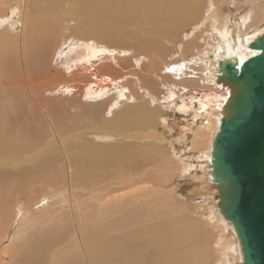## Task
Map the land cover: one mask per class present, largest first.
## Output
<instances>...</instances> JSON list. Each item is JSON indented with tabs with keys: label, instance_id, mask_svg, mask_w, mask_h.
<instances>
[{
	"label": "bare ground",
	"instance_id": "obj_1",
	"mask_svg": "<svg viewBox=\"0 0 264 264\" xmlns=\"http://www.w3.org/2000/svg\"><path fill=\"white\" fill-rule=\"evenodd\" d=\"M261 1L240 0L237 5L247 8L231 25L224 7L235 0H0V264H42V258H48L46 264H225L229 257L242 264L236 234L216 207L209 163L231 94L216 83L217 65L233 58L242 63L258 53L248 45L264 32ZM87 10L100 29L64 36L67 13L82 17ZM125 23L137 27L129 37L142 48L132 57L136 70L127 65L126 53L115 49ZM91 33L103 39H92ZM148 51L153 55L146 64ZM169 56L173 59L166 60ZM160 86L166 89L161 96ZM113 88L117 95L107 96ZM164 98L197 119L182 141L168 136ZM105 103L110 110L102 113ZM92 125L97 127L90 130ZM73 131L76 140L66 146ZM93 136L122 141L97 143ZM165 142L196 158V165L182 170L195 186L210 190L205 196L214 210L209 223L204 221L215 235L194 231L164 242L162 234L133 230L111 243L110 230L122 227L136 201L175 190L163 178L172 174ZM60 168L66 176L55 200L30 203V211L17 202L21 209L10 220V197L30 195L41 174ZM125 173L131 179H124ZM126 186L136 198L124 204L120 192ZM14 219V234L5 245ZM32 236L36 242H30ZM176 243L186 245L185 253L174 249ZM35 245L44 248L40 252ZM194 247L200 251L194 253Z\"/></svg>",
	"mask_w": 264,
	"mask_h": 264
},
{
	"label": "rangeland",
	"instance_id": "obj_2",
	"mask_svg": "<svg viewBox=\"0 0 264 264\" xmlns=\"http://www.w3.org/2000/svg\"><path fill=\"white\" fill-rule=\"evenodd\" d=\"M235 1H236V5L230 4V5L224 7L225 13L230 14L231 25L233 24V21L235 20L234 17L237 16L238 13H240L241 11H243L244 9L247 8L246 6L237 5V4H239L240 0H235ZM261 5H262L261 6L262 13L264 15V0L261 1ZM67 9H66V12H67ZM72 14L73 13H70V12L67 13L69 18L67 17V21L64 25V31H65L63 33L64 36L75 37V35H72V33L81 34L82 32H84L83 30H86L89 27L95 28V30H97V31H98V29H100V26L95 24L94 21L92 20L90 10L85 11L84 14L82 15V17H75ZM94 25H96V26H94ZM120 27H122L120 29L122 30L123 35H121L122 36L121 41L118 42L119 44L117 46H115V49L119 50V51H123L122 55L125 52L126 54H124V57H126V59H127V65L132 67L134 70H136L137 68L135 66H133L134 61H132V57L134 55H136L135 54L136 52H138L139 50L141 51L142 48H140V45L138 44L137 41H134L131 37H129V33L130 32L132 33L135 30H137V27H134L133 25H130L128 23L122 24ZM74 29H76V30H74ZM208 30L210 32V29H208ZM203 36L205 37L206 35L205 34L202 35V38H203ZM89 37H91L92 39H98V38L103 39V37L94 35L92 33L90 34ZM209 38H210V36H208L207 40L205 39V41H207V44L211 43V41H210L211 39H209ZM111 42H116V40H111ZM166 45L172 46L169 43H166ZM123 46H124V49L122 48ZM202 48H205V47H202ZM146 54H148V56L146 55V57H145V53L141 54V56L143 55L145 57L144 58L145 61L143 60V62H145V63H146V61L148 62V60L151 59L153 53L148 51V52H146ZM172 59H173L172 56H169L166 60H172ZM145 63L143 64V71L146 70L145 66L147 63L146 64ZM124 71H127V70H124ZM130 71H131V68H130ZM146 73L147 72L144 71L142 73V75L144 76V74L146 75ZM161 73H163V72H161ZM159 89H160V92H159L160 95L159 96H161V95H163V93H165L166 89H164V87H162V86H160ZM115 90H116V88L110 89L107 96L117 95V92ZM160 103L163 104V107L165 108L164 110L166 111V114L170 115V117L167 118V124H168L167 132L169 133L168 136L172 137L174 140L182 141L187 130H189L190 128H193L192 123L195 120H196L195 122H197V119L194 120L193 114L191 111H189L187 115H183L180 112H178L177 111L178 104L177 103L173 104L174 102L172 103L169 99L164 98L160 101ZM107 106H108V103H105L104 105H102L100 107V108H102V110H101L102 113L105 112V110L107 112L110 110L109 108H107ZM90 108H91L90 106L86 107V109H90ZM108 115L109 114L106 113L105 115H103V117H107ZM77 118L80 119L81 117H77ZM96 127H97V125H92L88 128L90 130H92ZM81 128H82V130H85L83 127H80L79 129H81ZM156 128L157 129H155V131L160 132L159 131L160 126H158L156 124ZM74 132L75 131H73V133H72L73 137L71 138L70 141L67 140V142H64V140H63L64 144L66 143L65 144L66 146H67L68 142H70V143L72 141L75 142L77 136H74L75 135ZM52 136H53V134H52ZM52 136H50V137H52ZM98 137H99V139H98ZM98 137L93 136V137H91L90 140L97 142V143H101V142L102 143H109L111 145L115 144V143H120V141H122L121 139H119V137L118 138L114 137L117 140H114L112 137H108V136L107 137L103 136V138L101 136H98ZM60 138L62 139V136ZM84 138H86V137H82V140ZM110 139H112V140H110ZM164 139H167V138H165V136H164ZM124 141L127 142V140H124ZM64 144H63V146H65ZM53 145L58 151L61 150L59 145L57 146L55 143H53ZM163 145H165V146H163ZM162 146H163V148L165 147L164 149L166 151V156L168 157V160L170 162L169 173L170 172L172 173V174H167V175L164 174L163 178H165V180L168 182L169 188L171 185H174L175 190L171 191V192H163L160 195V197H158V198L151 199V198L147 197L143 200L136 201L133 206L129 207L130 208V210H128L129 212L124 216V219L122 221V227L120 228L121 224L119 223L118 227L116 226L110 230L109 238H110L111 243H114L118 239H123L121 237H125L126 234L130 233L133 230H135L137 233L139 232V230H141L142 232L147 233V234H145V236H148V237L154 236V235L159 236V234H162L163 236L160 238L164 239V242H165V240L166 241H173L174 239L180 237L183 233L190 235L194 231L201 233L203 231L205 232V231L211 230V234L215 235V232L212 230L211 226L207 229L205 228L207 226V224L204 221V220H206V222L209 223L208 213L210 212V209L213 208L212 203H214V201H212V199L205 196L208 193H210V190L207 189L208 190L207 191L205 186L199 188V185H200L199 182H197V185L195 186L192 183L190 176H188V174L182 170L183 167H187L188 163L196 165V158L193 157V155L191 153L186 152L184 147L180 146L177 143H174V146H170L168 142H165L164 144H162ZM61 147H62V145H61ZM167 147H169V148H167ZM66 148L69 149V147H66ZM71 152L72 153L76 152L75 147H73ZM60 156H61V153H60ZM56 166H57V164H56ZM61 170L62 169L60 168L58 170H53V171H49V172L45 171L43 174H41L39 180L33 182L34 183L33 189H34V191H37L36 197H33L34 191H31L30 195L29 194H19V195L11 196L10 197V210H9L10 220L13 219V216L16 213V208L21 209V206H18L17 202L21 203L23 208H24V206L29 207L30 203L32 204V203L38 202L42 199L43 200L44 199L55 200L57 193L60 192V190H56V189H59V187H60L59 183L61 180L60 178H63V175H64V173ZM161 175H162V173H161ZM64 176H66V175H64ZM131 177L129 175H126V173L124 174V179H127V178L131 179ZM163 178L161 177L160 181L163 182ZM54 180H58L57 183H54L53 182ZM139 188H141V187H139ZM120 193L123 195L124 204L126 203L127 200L136 198V196L132 194V189L129 186L124 187V189ZM182 205H184V206H182ZM213 210H214V208H213ZM28 211H30V207L28 208ZM22 213L23 212L17 213L16 217L22 216ZM211 225H218L219 226V224H216V223H211ZM15 226H16V222L14 219L10 223V226H9L10 229L7 233V237H8L7 240L8 241H6L4 243L5 245H7L9 243V239H11L12 235L14 234L13 231L15 229ZM36 234L40 235L41 232H37ZM34 236H32L33 240H31L32 238L29 239L30 242H36L37 241L36 238H34ZM226 238H227V240H229V242L231 241L230 236L228 234H227ZM156 240L159 241V238H157ZM211 240H214V239H211ZM211 240H210L209 244L214 242ZM176 244H178V245H176L174 249L176 250L177 248H181L180 252L185 253L186 245L185 244H179V243H176ZM35 247H37V250L40 252L44 248V247H38L37 245H35ZM0 248H1V245H0ZM211 250H213V248H211ZM196 251H200V249L194 247L193 252L195 253ZM42 260H43L42 264H46L48 262V258L47 259L42 258L41 262H42ZM225 264H237V262H236V260H234V257H229V262H226Z\"/></svg>",
	"mask_w": 264,
	"mask_h": 264
},
{
	"label": "water",
	"instance_id": "obj_3",
	"mask_svg": "<svg viewBox=\"0 0 264 264\" xmlns=\"http://www.w3.org/2000/svg\"><path fill=\"white\" fill-rule=\"evenodd\" d=\"M242 63L219 61L217 84L231 90L211 148L216 207L233 228L242 264H264V32Z\"/></svg>",
	"mask_w": 264,
	"mask_h": 264
}]
</instances>
